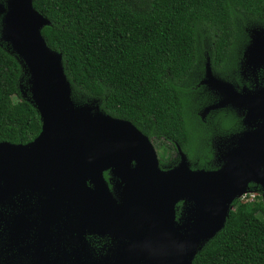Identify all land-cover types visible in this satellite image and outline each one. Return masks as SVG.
Listing matches in <instances>:
<instances>
[{
    "label": "trees",
    "instance_id": "16d2710c",
    "mask_svg": "<svg viewBox=\"0 0 264 264\" xmlns=\"http://www.w3.org/2000/svg\"><path fill=\"white\" fill-rule=\"evenodd\" d=\"M33 3L51 21L42 34L63 55L75 104L95 102L150 137L177 140L190 153L200 144L206 154L201 165L216 168L220 153L210 140L211 130L203 131L199 124L197 97L192 110L193 98L203 89L197 84L205 73L207 57L218 76L237 78L250 21L264 26V0ZM232 56L237 58L235 68ZM229 59L233 61L230 66ZM226 68L230 73L223 72ZM29 78L22 59L0 38V141L26 144L41 132ZM213 114L223 126L230 119L228 114L237 120L232 110ZM193 264H264V196L236 199L225 226L202 246Z\"/></svg>",
    "mask_w": 264,
    "mask_h": 264
},
{
    "label": "water",
    "instance_id": "95a60500",
    "mask_svg": "<svg viewBox=\"0 0 264 264\" xmlns=\"http://www.w3.org/2000/svg\"><path fill=\"white\" fill-rule=\"evenodd\" d=\"M33 1L7 0L0 5L5 13L2 39L29 73L31 101L43 123L30 143L0 141V205L17 192L45 185L44 179L64 184L77 170L83 205L96 191L86 183L91 179L100 187L99 195L114 205L115 228L121 234L140 235L144 247L122 257L143 258L140 264H193L202 246L223 229L235 200L248 192L250 183L264 190V87L239 91L217 77L208 62L202 83L222 94V99L205 112L228 105L239 107L254 128L242 135L217 170H191L185 155L177 167L161 170L149 138L130 121L107 115L98 106L75 105L63 55L42 34L51 21ZM251 32L247 64L264 67V29ZM126 146L134 150L133 158L107 164L126 183L118 203L104 182L97 157L106 149L117 153ZM133 159L135 168L130 165ZM179 201L187 204L184 224L176 221Z\"/></svg>",
    "mask_w": 264,
    "mask_h": 264
},
{
    "label": "flooded vegetation",
    "instance_id": "af4514ba",
    "mask_svg": "<svg viewBox=\"0 0 264 264\" xmlns=\"http://www.w3.org/2000/svg\"><path fill=\"white\" fill-rule=\"evenodd\" d=\"M252 29L249 30V40L235 73L237 78L231 80L218 76L210 57H207V63H210L214 74L233 84L239 91L243 88L257 90L264 87V67H249L245 57L247 47L252 42ZM205 77L206 69L197 84L203 87L202 91H198L199 97L195 96L198 99L197 103L201 104L197 111V119L201 121L199 124L203 131L211 130L210 140L215 142L218 155L220 153L215 169H206L200 163L206 156L205 147L198 154L190 153L185 151L177 140L150 137L130 121L149 138L161 170L169 171L177 167L183 155L191 170H217L223 166L230 151L238 146L242 135L254 128L246 122V111L239 107L228 105L205 112L208 107L219 103L222 99V94L202 83ZM75 105L98 106L101 112L118 118L101 110L99 104ZM221 109L235 111L237 120L235 121L234 116L228 114L230 119L227 120V125L223 126L219 116L213 114L214 111ZM204 145L208 143L205 141ZM122 149L124 150L117 149V153L106 149L107 151L104 150V153L97 157V166L102 168L104 182L118 203H121V193L126 183L122 177L114 173L113 167H107V164L116 160L121 161L123 158H133L131 151L134 150L129 146ZM79 158L82 159V156ZM130 165L135 168L137 161L133 159ZM78 176L77 170L72 171L64 184L44 179L45 185L27 192H17L11 196L12 198L10 197L11 199L9 198L10 200L0 205V264H140L144 262L143 258L136 260L132 256L122 257L128 251L134 253L144 247L140 242V235L121 234L119 229L115 228L116 222L112 216L114 205L105 196L99 195L100 187L96 188L97 185L91 179L86 183L92 191L95 189L96 191L83 205L80 200L81 183ZM251 185L255 188L259 187L264 196L261 185L251 182L250 191ZM256 192V195L261 194L257 190ZM186 217L187 204L179 201L176 205V221L184 224Z\"/></svg>",
    "mask_w": 264,
    "mask_h": 264
},
{
    "label": "rangeland",
    "instance_id": "374dc122",
    "mask_svg": "<svg viewBox=\"0 0 264 264\" xmlns=\"http://www.w3.org/2000/svg\"><path fill=\"white\" fill-rule=\"evenodd\" d=\"M6 1L7 0H0V5H6ZM4 18H5V13H3V11H2V8H1V6H0V22H1V29H0V38H2L3 37V28H4ZM251 23L249 24V28L250 29H254V28H263L264 29V26H263V24H260V23H255V22H252V21H250ZM240 42L242 43V40L244 39V36H243V34L240 32ZM246 45L247 44H245V46H244V48H243V50H242V52H241V54H240V56L242 55L243 56V53H244V51H245V48H246ZM232 58L234 59L235 58V61H234V68L236 67V60H237V58L236 57H233L232 56ZM231 63H233V61H232V59H229V61H228V65L230 66L231 65ZM229 70H230V68L228 69V68H226V70H224L223 72L224 73H230L229 72ZM231 71V70H230ZM26 74H28L29 75V73L28 72H26ZM225 78H227V79H229V78H233V77H225ZM250 90H254V89H250ZM93 104H95V102L94 103H91L90 105H93ZM196 106V97H194L193 98V102H192V107H193V109L192 110H194V107ZM192 123L193 124H196V122H195V120H193L192 121ZM201 148V145L200 144H198V147H195V150H194V152H195V154H198V153H200V151L202 152V149H200ZM254 190H257V191H259L260 193H261V196H263L262 195V190L259 188V187H257V188H255ZM252 193H257L256 191H250V190H248V192H247V194L245 195V197L246 198H251L250 197V194H252ZM256 195V194H255ZM244 196V195H243ZM242 196V197H243ZM241 197V198H242Z\"/></svg>",
    "mask_w": 264,
    "mask_h": 264
},
{
    "label": "built area",
    "instance_id": "2783aa9c",
    "mask_svg": "<svg viewBox=\"0 0 264 264\" xmlns=\"http://www.w3.org/2000/svg\"><path fill=\"white\" fill-rule=\"evenodd\" d=\"M246 194H247V193H246ZM246 194H245V195H246ZM245 195L242 197L243 200H253L254 197H255V194H254V193L250 194V197H251V198H246ZM247 195H248V194H247Z\"/></svg>",
    "mask_w": 264,
    "mask_h": 264
}]
</instances>
